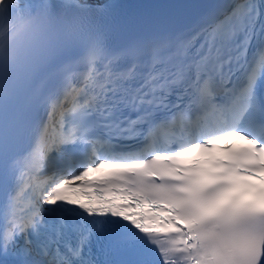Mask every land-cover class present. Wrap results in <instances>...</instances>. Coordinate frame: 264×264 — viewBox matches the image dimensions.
<instances>
[{
    "label": "snow or ice",
    "instance_id": "snow-or-ice-1",
    "mask_svg": "<svg viewBox=\"0 0 264 264\" xmlns=\"http://www.w3.org/2000/svg\"><path fill=\"white\" fill-rule=\"evenodd\" d=\"M67 3L121 27L114 0ZM196 40L198 59L175 63ZM120 56L133 58L126 74L84 103L72 126L62 112L58 127L44 125L41 148L85 143L98 154L123 134L151 163L138 154L131 165L46 174L41 148L17 158L14 124L0 112V173L25 168L32 202L27 216L14 211L0 228V264H149L145 242L162 264H264V0H228L187 41L140 32ZM97 114L100 136L88 123ZM117 175L122 190L98 191Z\"/></svg>",
    "mask_w": 264,
    "mask_h": 264
},
{
    "label": "clouds",
    "instance_id": "clouds-1",
    "mask_svg": "<svg viewBox=\"0 0 264 264\" xmlns=\"http://www.w3.org/2000/svg\"><path fill=\"white\" fill-rule=\"evenodd\" d=\"M66 0H0V85L27 86L80 38Z\"/></svg>",
    "mask_w": 264,
    "mask_h": 264
},
{
    "label": "bare ground",
    "instance_id": "bare-ground-1",
    "mask_svg": "<svg viewBox=\"0 0 264 264\" xmlns=\"http://www.w3.org/2000/svg\"><path fill=\"white\" fill-rule=\"evenodd\" d=\"M91 1L99 2V3L101 2V0H87V3ZM67 6L69 7L71 5L67 3ZM61 98H62L61 102L59 106L57 107L55 113L58 111V108L64 103L66 99V95H63ZM81 144L82 143L76 144L74 146H65L61 148L59 152L52 151L51 154H49V149L48 150L46 149L45 151H42V154L44 155L45 159L42 160L41 162L50 163L51 161H55L59 159L60 157L62 159H70L71 157H78L77 154H78V151H81L79 147ZM84 148H86V145H84ZM33 152L31 148L29 150L24 151L23 154L21 155L22 159L24 160L25 157L29 156V154ZM24 171H26L25 168L18 167L14 172L12 173L8 172L5 176L6 178H8L9 182L4 187V199L0 201V228H2L4 224H6L7 219L11 218V214L14 211L17 215H22V216H27L32 211V202H31V198H29V194L31 193V190L24 188L26 190L25 193L23 195H20V192L24 191L23 188H20L19 190L20 176ZM53 173L59 174L61 173V171L58 170ZM42 177H45V176H42ZM17 196L19 197V199L15 200V207H14L13 206L14 199ZM29 203H31L30 206H29Z\"/></svg>",
    "mask_w": 264,
    "mask_h": 264
},
{
    "label": "rangeland",
    "instance_id": "rangeland-1",
    "mask_svg": "<svg viewBox=\"0 0 264 264\" xmlns=\"http://www.w3.org/2000/svg\"><path fill=\"white\" fill-rule=\"evenodd\" d=\"M22 195V194H21ZM30 206V205H29Z\"/></svg>",
    "mask_w": 264,
    "mask_h": 264
}]
</instances>
